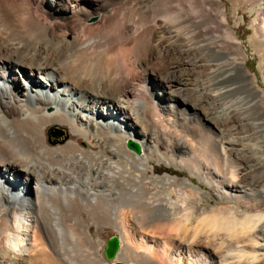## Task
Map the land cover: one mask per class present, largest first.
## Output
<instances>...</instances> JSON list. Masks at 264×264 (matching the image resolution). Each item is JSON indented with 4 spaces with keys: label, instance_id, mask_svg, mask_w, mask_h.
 <instances>
[{
    "label": "bare ground",
    "instance_id": "6f19581e",
    "mask_svg": "<svg viewBox=\"0 0 264 264\" xmlns=\"http://www.w3.org/2000/svg\"><path fill=\"white\" fill-rule=\"evenodd\" d=\"M85 1L0 0V264H75L60 251L64 238L78 252L87 249L86 263L98 264L89 222L138 235L144 250L124 237L121 246L136 264H264V88L244 69L222 2L92 0L94 20L85 23L92 12L76 9ZM227 1L231 16L237 3L264 2ZM250 26L264 83V11ZM146 77L158 91L143 86ZM48 126L74 135L49 145ZM226 128L231 138H223ZM187 135L201 143L195 167L185 154ZM133 139L142 154L127 147ZM151 161L195 175L215 206L187 201L203 195L191 181L148 176ZM109 178L131 182L133 197L107 216L105 202L119 196L92 189ZM136 204L146 215L156 212V221L142 213L138 223ZM50 206L66 219L44 209ZM47 220L60 223L52 235Z\"/></svg>",
    "mask_w": 264,
    "mask_h": 264
},
{
    "label": "rangeland",
    "instance_id": "374dc122",
    "mask_svg": "<svg viewBox=\"0 0 264 264\" xmlns=\"http://www.w3.org/2000/svg\"><path fill=\"white\" fill-rule=\"evenodd\" d=\"M35 2H36V0H34ZM72 0H70V2H71ZM221 2H222V4H223V6H224V9H225V12H226V19H227V23H228V25L235 31V33H236V36H237V38H238V42L240 43V46H241V50L243 51V53H244V60H245V62H244V69L246 70V72L247 73H249L250 75H253V76H255L256 77V81H257V84L258 85H260V86H262L263 88H264V83H263V81H262V78H261V75H260V71L258 70V59H257V56H256V54H255V51H254V47L252 46V44L249 42V37H250V35H251V33H252V28H251V23L253 22L254 23V26L256 25V23L258 22V12L259 11H264V2H258L257 4L256 3H254V4H252V3H246V4H238L237 3V6L235 7V11H234V15L233 16H231V8H232V6H231V4L229 3V1H227V0H220ZM137 2H138V7H142V6H145L146 4H151V2L150 3H148V0H137ZM72 3V2H71ZM74 3V2H73ZM68 6H70L69 4H68ZM40 8L42 9V10H44L45 12L47 11H49L50 9H49V6H48V4H46V3H43V4H40ZM76 8V7H75ZM81 8H83V9H85V11H88V12H92V15H90L89 16V18H86V20H84V22L86 23H91L93 20H94V15H93V13H94V11H95V9H96V3L95 2H93L92 0H87V1H85L84 3H80L79 4V6H77V8L76 9H81ZM190 10H188L189 11V13L190 12H193L194 11V9H191V8H189ZM262 9V10H261ZM193 10V11H192ZM195 12V11H194ZM193 12V13H194ZM49 13V12H48ZM192 13V14H193ZM191 14V13H190ZM61 17V15H58V14H54L53 15V17H51V18H53V19H56V20H58L59 18ZM206 58H204L206 61H210V59L213 61V63H214V60H216L217 62H218V58L217 57H210V56H205ZM208 57V58H207ZM214 59V60H213ZM211 61V62H212ZM215 61V63H217ZM197 78V76H194V78L193 79H196ZM197 79H200L199 78V76H198V78ZM196 79V81H199V80H197ZM145 81H146V83H145ZM195 81V80H194ZM154 83H155V85H154ZM230 82H228L227 81V83H225V82H222V86H224L223 84H225V85H228ZM143 86H146L147 88H154V90L155 91H158V85L156 84V82L155 81H152L151 79H149L148 77H146L145 79H144V81H143ZM196 84V83H195ZM195 84H193L194 85V87H195ZM220 84H217V86L218 87H220L221 86ZM217 86H215L216 88H218ZM195 88H197V86L195 87ZM154 96H153V98L155 99V100H158V96L156 95V92H155V94H153ZM181 95H183V97L186 99H192V100H190V101H193L194 102V100L195 99H197L195 96H186L184 93L183 94H181V93H178V96H180V97H178V98H181ZM182 97V98H183ZM227 98L228 97H223V99H222V101L223 102H225V101H227ZM160 99V98H159ZM226 99V100H225ZM159 101V100H158ZM160 102H161V100H160ZM192 103V102H191ZM217 106V107H216ZM215 107L213 106V107H211L212 108V111L213 112H217V110H219L220 109V107H221V105H216ZM215 108V109H214ZM188 113V117L190 118H193V117H195V114H193V113H189V112H187ZM60 127V128H59ZM2 131V130H1ZM1 131H0V138L2 139L3 137H4V131H2V133H1ZM224 133H226V134H224L223 136V138L225 139V138H231V131L228 129L227 130V128H226V130H224ZM230 133V134H229ZM74 135V133L70 130V128L69 127H64V126H58V127H51V126H48L47 127V129L46 130H44V140L46 141V143L47 144H49V145H58L59 143H61V142H63V141H68L73 135ZM228 136V137H227ZM187 138H189L188 140H189V144L191 145V142H192V145L191 146H189V148L192 150V147H195V144L197 143V142H195V140L191 137L190 138V136L188 137V135L186 136ZM190 140H193V141H190ZM196 141H197V139H196ZM199 141V140H198ZM128 142H132V143H135L136 145H137V147H138V153L140 154H142V148H141V146H140V144H139V142L137 141V140H135V139H133V140H131V141H128ZM193 142H194V144H193ZM200 142H198L197 144L198 145H200L199 144ZM128 147V146H127ZM200 147V146H199ZM199 147L197 146V147H195V149L196 148H198V149H196V150H194V148H193V151L192 152H185V154L186 155H188V157H190L189 155H192V157H193V159H192V157H190L191 158V160H193L192 162V166L193 167H195L196 166V162H195V159H194V157H195V154H194V156H193V153H194V151H195V153H196V155H197V153H201L200 151L198 152V150H199ZM201 147H202V145H201ZM129 148V147H128ZM130 150H132L131 148H130ZM200 150H202V148H200ZM133 152H135L134 150H132ZM197 151V152H196ZM191 153V154H190ZM185 154H182V155H185ZM185 155V156H186ZM202 154H200V156H201ZM184 156H182V158H183ZM187 157V156H186ZM198 157V159H200L201 157H199V156H196V158ZM195 164V165H194ZM224 167L223 166H221V171H223L224 169H223ZM254 168H257V166L255 165L254 166ZM147 171H148V176H157V175H171V176H175V177H177V178H182V179H185L186 181H191V183L193 184V185H196V186H198L199 187V191L201 192V193H203V195H199L198 197H194V198H187L188 200V202L190 203V204H192V205H194L195 207H197V208H199V207H208V206H215V204H216V202L213 200V199H211V191L208 189V187L207 186H205V185H202L201 183H200V181H199V179L195 176V175H193V174H191V173H188V172H186L185 170H183V169H178V168H176V167H174V166H169V165H167L166 163H163V162H155V161H151V162H149L148 163V165H147ZM103 173H107V172H105V171H103ZM81 180V181H80ZM78 179L77 181H80V182H82V184L80 183V182H77V184H76V186L78 187V188H82V185L84 184V181L82 180V178L81 179ZM108 180V179H107ZM106 180V181H107ZM109 182H111V180L113 181V182H111V184H110V186H109V182L107 181V183H108V185H107V183H106V181L104 180V182L105 183H103L102 185H99V186H94L93 187V189H92V192H94L95 191V193H99V192H101V191H99V189L100 190H108L109 192H112V193H114V194H116V196H119L121 199L119 200V197H118V199H117V201H116V199L115 200H111V199H109V201H108V203L110 204V202L112 201L113 203H111L110 204V209H112V210H110L108 207H109V204L108 203H106L105 202V204H106V206H105V208H106V211L108 212L106 215L108 216V214L109 213H111L116 207H119V206H126V200H127V198L130 196L131 198L133 197V196H131L128 192H126V190L127 189H129V188H131L132 187V184L130 185V183L131 182H126V184L124 183V182H120V186H122L123 184V186L122 187H120L119 185H117L119 182L118 181H120V180H116L115 182H114V178L113 179H111V178H109ZM116 185V187H115V185ZM129 183V184H128ZM81 184V185H80ZM106 184V187L104 186ZM114 185V188L112 189V186L111 185ZM122 184V185H121ZM127 185H130L129 187L127 186ZM100 186H101V188H100ZM105 187V188H104ZM126 187V188H125ZM99 188V189H98ZM103 188V189H102ZM119 188H123V189H119ZM109 189H111V191L109 190ZM117 189H118V191H117ZM133 189H134V187H133ZM97 190V191H96ZM120 190V191H119ZM99 191V192H98ZM128 191V190H127ZM139 190H137L136 192H138ZM134 193H135V191H134ZM115 195H113V197H114ZM171 197H173V198H177L176 196H173V195H171ZM116 203H115V202ZM123 203H125V204H123ZM113 204H115V205H113ZM111 206H113L112 208H111ZM133 206H135V205H133ZM52 206H50V207H44V209H46V211H48V212H55V210L56 211H58V214H57V216H59L61 213V216H59V217H57L58 219H60V220H62V219H66V216H63L64 215V213L61 211H59V208H54V210H53V207L51 208ZM136 207H138L137 209L138 210H140V211H136L135 212V218H137L138 219V223L140 222V220H139V216H141L142 215V213L144 212V210L141 208L140 209V206L138 205V204H136ZM136 207H134L135 209L134 210H137L136 209ZM48 208H50V209H48ZM109 209V210H108ZM51 210V211H50ZM141 213V214H140ZM145 213V212H144ZM143 213V219H145L146 217H147V219L150 221V219H155L154 221H156V218H158V214L155 212V213H149L148 215H146V214H144ZM139 214V215H138ZM152 216V217H151ZM156 216V217H155ZM50 217V216H49ZM64 217V218H63ZM81 217L83 218V219H86V214L84 213V212H81ZM149 217V218H148ZM147 219H145V220H147ZM152 220V221H153ZM49 221H51V222H49ZM59 221H53V220H47V226H48V229H49V232H50V234L52 235V234H54L55 232H56V229H57V227L60 225V223H58ZM50 223H52V224H50ZM150 223H152V222H150ZM55 224V225H54ZM57 224V225H56ZM107 223H105L104 225H98V224H95V223H92V222H89V223H87V229H88V235H89V237H90V239L91 240H95V241H97V242H99L100 243V246H97V248H96V251H97V253H96V258L98 259V264H110V263H113V262H118V263H122V264H136V261L135 260H131V259H133V258H131V256L130 255H128V253L126 252V251H124L122 248H121V246H122V241L124 240L125 241V239L124 238H126V241L128 242V245H130L131 246V248H133V249H135L136 248V246H138L137 248L139 249H141L142 247H143V244L142 243H140L139 241H138V235H134V234H130V233H127L125 236H121L120 234H119V232L113 227V225H106ZM129 225H130V222L128 223ZM140 225H142L141 223H140ZM51 226V227H50ZM133 225L131 224V227H132ZM89 227V228H88ZM142 227V230L144 229V226H141ZM50 229L54 232H52V231H50ZM130 234V235H129ZM136 234V233H135ZM173 234V233H172ZM172 234H171V236L169 235L168 237H166L167 239L169 238V237H172ZM155 235V234H154ZM153 235V238L154 239H156L155 237H156V235H158V240H164L165 238V235H161V234H156L155 236ZM159 235H161V236H159ZM111 236H116L117 237V241H118V247H117V251H116V253H115V255H114V257H113V259L111 260V261H107V260H105L104 259V256H103V249H104V247H105V244H106V241H107V239L108 238H110ZM136 236H137V238H136ZM163 236V237H162ZM122 237H124L123 239H122ZM148 237V236H147ZM159 237H160V239H159ZM53 238L56 240L57 239V237L55 236H53ZM137 240H136V239ZM164 238V239H163ZM130 239V240H129ZM170 239V238H169ZM66 241V242H68L67 244L66 243H64L63 241ZM68 240V241H67ZM67 240H66V238H64L62 241H61V249H60V251L62 250V248H63V253H67V255L68 256H70V258L72 259V261L73 262H75V264H78L79 262H83V260H85V262L84 263H82L81 262V264H91V263H86L87 261H89L87 258H88V256L86 255V253H84V252H86V250L84 249V247L83 246H81V247H79V249L80 250H82V251H80L79 250V252H78V246L79 245H76L71 239H69V238H67ZM123 241V242H124ZM135 242V243H133V242ZM138 243H137V242ZM73 242V243H72ZM72 243V244H71ZM133 243V244H132ZM65 244V245H64ZM75 246H74V245ZM135 244V246H133ZM141 244V245H140ZM63 245V246H62ZM69 245H71V246H73L74 248H72L71 246H69ZM69 246V247H68ZM57 247H59V246H57ZM67 247V248H66ZM135 247V248H134ZM65 248V249H64ZM76 248V249H75ZM137 249V250H138ZM143 250H144V248H142ZM66 250V251H65ZM124 252H123V251ZM151 250H153V249H151ZM69 251V252H68ZM72 251H74V252H72ZM120 251H122L123 253H121V255H120ZM82 252V253H81ZM61 253H62V251H61ZM125 253H127L126 255H125ZM74 256V257H73ZM78 256V257H77ZM85 256V257H84ZM124 256V257H123ZM126 256H128V257H126ZM87 257V258H86ZM120 257V258H119ZM123 257V258H122ZM74 258V259H73ZM81 258H82V260H81ZM128 258L130 259V261L128 260ZM86 259H87V261H86ZM100 259V260H99ZM78 260H80V261H78ZM124 260H126V261H124ZM78 261V262H77ZM80 264V263H79Z\"/></svg>",
    "mask_w": 264,
    "mask_h": 264
},
{
    "label": "water",
    "instance_id": "95a60500",
    "mask_svg": "<svg viewBox=\"0 0 264 264\" xmlns=\"http://www.w3.org/2000/svg\"><path fill=\"white\" fill-rule=\"evenodd\" d=\"M127 146L132 150H134L136 153H138V147L135 143L127 142ZM117 247H118L117 237L111 236L110 238H108L105 247L103 249L104 259L107 261H111L117 251ZM110 264H122V263L113 262Z\"/></svg>",
    "mask_w": 264,
    "mask_h": 264
}]
</instances>
